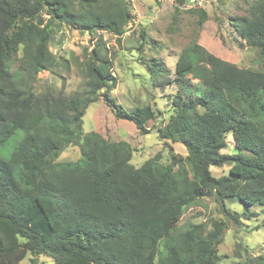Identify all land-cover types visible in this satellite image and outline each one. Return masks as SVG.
I'll return each mask as SVG.
<instances>
[{
  "label": "trees",
  "instance_id": "1",
  "mask_svg": "<svg viewBox=\"0 0 264 264\" xmlns=\"http://www.w3.org/2000/svg\"><path fill=\"white\" fill-rule=\"evenodd\" d=\"M174 2L176 14H197L200 25L208 19L202 8L181 9L187 0ZM232 20L264 60V0H253L247 15ZM132 22L120 0H0V150L23 131L7 158L0 153V264H20L29 253L31 264L42 255L54 264H219L227 224L214 220L174 233L184 213L213 197L240 227L264 210V71L239 68L198 42L184 49L174 74L177 80L192 75L204 92L188 100L179 93L158 131L187 151L172 155L169 165L157 155L137 168L128 142L84 132L86 111L100 99L142 135L155 119L150 105L128 111L111 96L117 78L100 40L87 55L82 91L35 94L32 80L58 64L49 50L56 28L120 39ZM148 43L142 30L141 51ZM19 51L22 66L12 69ZM147 69L154 79L169 72L155 61ZM228 134L234 154L222 153ZM70 146L79 148V160L58 162ZM223 166L228 174L214 176L211 168ZM229 201L260 212L239 214L227 208ZM238 264H264V256Z\"/></svg>",
  "mask_w": 264,
  "mask_h": 264
},
{
  "label": "rangeland",
  "instance_id": "2",
  "mask_svg": "<svg viewBox=\"0 0 264 264\" xmlns=\"http://www.w3.org/2000/svg\"><path fill=\"white\" fill-rule=\"evenodd\" d=\"M253 0H205L202 8L208 19L200 25L199 16L182 11L176 14L173 0H140L129 5L133 15L131 27L120 39L109 33H98L92 40L88 33L66 26L56 28L49 44V50L58 58V64L52 71L38 74L31 82L33 91L42 95L53 91L62 92L69 97L80 92L86 82L84 64L94 43L100 40L104 52L113 62V75L117 85L111 96L123 108L130 111L136 107L150 105L155 112V119L150 121V133L142 135L135 125L128 121L118 120L108 104L100 99L92 104L84 116V132H97L110 141H126L134 152L131 163L139 168L149 159L160 155V163L169 165L172 155L185 157L186 148L179 143L163 141L159 129L164 127L174 114L173 101L179 95L188 100L200 96L204 87L192 75L181 80L174 74L175 64L184 49L198 42L208 52L230 62L242 69L264 71V60L257 48L248 46L236 33L232 19L245 16ZM145 30L149 43L141 51V32ZM22 51L14 58L12 69L22 66ZM163 64L168 73L154 79L147 69L152 62ZM23 131H18L10 142L0 150L3 157H8L22 139ZM228 148L222 153H236L231 134L226 135ZM81 157L77 146L68 147L57 159L58 162H76ZM229 167H212L214 176L228 174ZM227 208L242 214L243 212H260L257 207L247 206L240 202H227ZM261 213V212H260ZM224 221L227 224L224 240L218 247L219 264L243 263L247 256H264V215L251 220L242 219L237 227L222 212L221 206L213 197L201 198L196 206L188 209L174 229V233L184 231L191 225ZM210 229V227H209ZM240 246V247H239ZM245 249L248 250L246 253ZM32 254L20 264H31ZM40 264H54L46 255L38 258Z\"/></svg>",
  "mask_w": 264,
  "mask_h": 264
},
{
  "label": "built area",
  "instance_id": "3",
  "mask_svg": "<svg viewBox=\"0 0 264 264\" xmlns=\"http://www.w3.org/2000/svg\"><path fill=\"white\" fill-rule=\"evenodd\" d=\"M128 5H135L138 1L140 0H120ZM162 1V0H158ZM174 1V0H173ZM205 0H187L186 4L181 7V9L186 10V9H192V8H200L203 6ZM217 1V0H215ZM132 23H130L127 27L129 29L131 27ZM100 33V32H99Z\"/></svg>",
  "mask_w": 264,
  "mask_h": 264
},
{
  "label": "water",
  "instance_id": "4",
  "mask_svg": "<svg viewBox=\"0 0 264 264\" xmlns=\"http://www.w3.org/2000/svg\"><path fill=\"white\" fill-rule=\"evenodd\" d=\"M261 214H262V215H264V210H263V211H261Z\"/></svg>",
  "mask_w": 264,
  "mask_h": 264
}]
</instances>
